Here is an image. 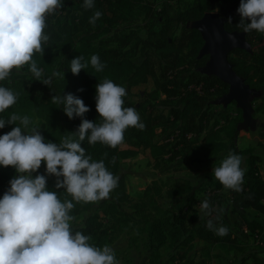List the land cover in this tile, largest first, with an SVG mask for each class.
Listing matches in <instances>:
<instances>
[{"label":"trees","instance_id":"trees-1","mask_svg":"<svg viewBox=\"0 0 264 264\" xmlns=\"http://www.w3.org/2000/svg\"><path fill=\"white\" fill-rule=\"evenodd\" d=\"M145 1L94 0L95 7L86 9L83 6L84 0H63L64 7L47 19L46 34L50 39L43 46L44 54L37 53L34 56L38 67L43 69L41 80L51 77L52 83L47 86L32 76L29 81L33 86L26 93L23 88L26 84H18L19 74L15 69L9 79L0 82V86L18 93L17 103L7 109L5 113L0 114V118L7 120L12 113L27 116L33 113L45 125L46 130L41 133L45 142L56 144L60 143L64 135L75 134L82 120L80 117L69 119L63 111V106L53 104L52 98L36 101L35 93L37 91H45L52 96L74 94L90 108V111L85 114V118L90 122L100 123L101 119L96 111V86L107 78L126 89L127 95L123 98L124 107L137 109L141 122L145 125L144 129L128 128L124 133L123 144L115 149L100 143L90 145L87 139L81 142V147L85 149L86 155L92 156L95 161L103 160L108 170L119 177L118 186L106 200L97 203H76L73 201L75 207L71 215L81 219L80 223L72 226L73 230L91 236L90 243L98 247H103L110 240L111 227L121 229L131 222V214L124 208V203L129 200L130 194L126 189V176L119 171L121 159L134 157L139 154L141 149L145 148H149L154 157L171 151L168 142H153L157 127L165 129L169 124L177 123V128L173 132L175 137L173 155H177L178 149L188 145L186 143L190 139H195L194 142L198 143L197 139L204 134L203 149H208L211 155L222 152L221 161L230 152L240 155L243 158L242 164L244 156H247L248 168L245 171L242 190L237 192V196L247 206L264 214V173L260 166V157L252 148L242 149L236 143L238 125L242 121V110L238 109L236 116L226 119L225 124L210 123L213 118L210 107L214 106L210 96L215 92L224 94L229 89V84L216 75L196 76L194 70L191 76H188L187 82L183 84V92L179 99L181 104L172 105L170 116L167 118L162 114L149 116L148 107L141 103L138 104L132 98V88L148 82L150 76L156 72L155 65L150 58V49L158 51L166 61L171 62L165 68L166 71L170 66L177 68L186 63V58L179 56L177 51L191 48L192 51L199 52L204 40L198 29L187 26L189 22L200 19L206 12L217 11L221 16L227 18L226 29L243 31L238 27L240 16L237 9L240 0H174L180 7L178 12L170 15L168 13L170 6H163L158 10L162 21L154 22V25H159V28H150L145 38H138L136 42L132 43L133 35L115 34L111 39H101L98 44L94 43L95 39L100 37L99 32L86 28L95 11L99 10L102 16L108 10L113 12L118 10L128 15H134L139 11L147 12L143 6ZM66 6L72 7L74 14ZM229 17L232 18L231 23H228ZM179 27L180 32L176 34ZM246 38L252 50L235 48L229 53L228 59L233 63L237 74L242 76L246 83L251 87L261 89L262 74L264 73V34L252 31L246 33ZM118 40L122 46L109 47L107 45L109 42ZM92 55H98L100 61L106 65L103 72L97 73L91 66ZM78 56H83L84 61L89 62V66L77 76L70 71V62ZM137 58L141 60L138 61ZM205 62L206 57L194 59V64L197 67L204 65ZM56 71L64 72L65 79L54 77L53 73ZM159 86L167 96L161 100L164 103L172 95L180 94L178 87L172 84L161 83ZM199 86L200 89H197L196 87ZM81 89L83 91H80ZM258 109L264 112V95ZM14 127L16 125L6 124L3 129L11 131ZM75 138L78 139V137ZM17 175L16 170L11 166L2 169L0 184L10 183V180ZM46 178L48 190L58 192L62 200L71 199L63 189L56 188V180L47 176ZM216 186L219 189L223 187L218 180ZM147 190V195H150V187ZM195 193L194 186L183 181L175 182L167 191V195L171 198L187 194L191 201L190 205L197 207L195 204L199 202ZM150 205L155 210V216L146 213V209ZM137 210L145 219L144 229L147 232L150 247L154 251H158L165 245L173 247L174 251L169 256L170 264H181L187 260L193 243L197 239L206 243L229 244L230 246L237 243V234L228 223L224 225L228 229V234L219 236L207 228V222H196L195 216L188 219L184 213L163 208L152 199L149 203L138 204ZM236 212L241 222L240 225L243 228L246 227L250 232L256 233L257 239H259L264 230V221L257 217L251 218L243 210H236ZM102 214L113 221L110 227L105 225Z\"/></svg>","mask_w":264,"mask_h":264},{"label":"clouds","instance_id":"clouds-1","mask_svg":"<svg viewBox=\"0 0 264 264\" xmlns=\"http://www.w3.org/2000/svg\"><path fill=\"white\" fill-rule=\"evenodd\" d=\"M83 6L93 9L94 0H84ZM63 7V0H0V82L9 79L14 69L20 71L28 66L37 81L47 86L52 83L51 77L41 80L43 69L34 56L44 54L43 46L50 39L46 34L48 17ZM237 12L238 27L244 33L264 34V0H240ZM101 16L99 10L95 11L89 23L95 26ZM232 42L238 43L235 37ZM90 64L97 73L106 67L98 55L91 56ZM88 66L89 62L78 56L71 60L70 71L78 76ZM53 76L65 79L64 72L56 71ZM126 95V89L111 79L105 78L96 86L100 123L85 118L90 108L81 98L71 93L53 96L51 102L62 105L69 119L82 120L78 131L64 135L59 144L45 142L37 128L29 127L32 121L27 115L12 113L7 120L0 118V129L6 124L16 125L0 136V166H11L18 174L0 198V264H119L110 246H95L90 243L91 236L73 230L76 218L71 212L73 201L97 203L109 198L118 186L119 177L108 170L103 160L95 161L86 155L81 142L87 139L90 145L100 143L115 149L123 144L128 128L144 129L137 109L124 107ZM17 98L18 93L0 86V114L14 106ZM242 159L230 152L213 168L215 179L225 189L242 190ZM42 163H46L48 176L57 178L56 188L63 189L71 199L62 200L58 192L48 190L45 175L33 176ZM200 207L203 216L212 217L214 209L208 200L202 201ZM206 226L216 235L228 234L227 227L217 225L213 219H208Z\"/></svg>","mask_w":264,"mask_h":264},{"label":"rangeland","instance_id":"rangeland-1","mask_svg":"<svg viewBox=\"0 0 264 264\" xmlns=\"http://www.w3.org/2000/svg\"><path fill=\"white\" fill-rule=\"evenodd\" d=\"M146 11H139L137 14L128 15L116 10L113 12L108 10L105 15L101 16L96 21L95 26L89 24L86 29L99 32L100 37L96 38L94 43L98 44L99 40L111 39L115 34L123 36L125 34L133 35L132 43L138 38H145L150 28L158 29L154 22L162 21L158 10L163 6H170L169 12L175 14L180 9L178 3L174 0H146L143 4ZM67 7V6H66ZM74 14L72 7H67ZM157 10V11H155ZM180 27L176 30L179 34ZM109 47L122 46L120 40L109 42ZM150 58L152 59L156 72L150 76L148 82L134 86L132 88V98L138 104H143L148 107L149 116L164 115L170 116L172 105H180V97L183 92V84L187 82L188 76L195 70L196 76L204 74L200 71V67L194 64V59L200 58V50L192 51L191 48H185L177 51L179 56L186 58V63L174 68L166 67L171 63L166 61L158 51L150 49ZM206 61L209 55H205ZM140 61V58H137ZM205 64V63H204ZM203 66V65H202ZM195 68V69H194ZM17 71V70H16ZM18 84H26L23 88L25 92H29L32 88V83L29 81L32 74L28 66L17 71ZM262 88L259 95H254L251 101L253 107V117L255 125L247 124L246 127L238 129L236 143L239 148H252L260 157V166L264 173V112L258 109V105L262 102L264 95V73L262 74ZM169 83L178 87L180 94H174L167 99V102L161 100L167 98L166 94L161 90L159 84ZM257 89V88H256ZM229 89L225 92L228 93ZM218 93V94H217ZM224 93V94H225ZM224 94L216 92L210 98L214 106L210 107L213 112L211 124L216 122V125L225 124L226 119L236 116L240 109L235 101L224 105L217 100ZM53 98L50 93L45 91H37L35 100H49ZM32 123L30 128H37L40 133L45 132V125L42 120L31 113L29 115ZM243 120V114H242ZM172 121V120H171ZM169 121V122H171ZM44 123V121H43ZM177 128L176 124H169L165 129L157 127L156 134L153 137V142L163 141L169 143L171 151L154 157L149 148L141 149L139 154L123 158L120 162V173L126 176V189L130 194V198L124 203V208L131 214V222L123 226L121 229L111 227V237L106 245L110 246L114 252L119 264H170L169 256L174 251L172 246H162L158 251H154L148 243L147 232L144 229L145 219L141 217V212L137 210V205L141 203H149L155 200L163 208H169L179 213H184L188 219L191 216L196 217V222H207L208 219H213L217 225L224 226L230 224L231 229L237 234L236 245L229 244H213L206 243L202 240H195L192 250L189 253L187 260L181 264H264V230L259 239L256 233H252L240 225V219L236 210H243L251 218L257 217L264 221V214H261L251 207L247 206L244 201L237 196V191L217 188V180L213 175V168L218 167L221 162L222 152L216 155H211L208 149H203V135L194 142L195 139H190L185 147H181L177 155L174 152V131ZM10 132L9 130L0 129V136ZM172 134V136H171ZM171 136V137H170ZM127 146V145H125ZM242 168L245 171L248 168L247 156H244ZM4 169L0 166V172ZM43 174L57 181L55 176H48L46 172V163H42L41 168L33 176ZM62 179V178H61ZM189 182L194 186L195 196L199 203L190 205L191 201L187 194H182L177 197H169L167 191L175 182ZM150 187L151 193L147 195V189ZM10 188V183L0 184V198ZM195 199V200H196ZM208 200L214 209L212 217L203 216L201 211V202ZM189 206V208H188ZM154 209L151 205L146 209V213L150 216H155ZM103 216L106 226H111L112 220ZM72 226L80 223V217H75Z\"/></svg>","mask_w":264,"mask_h":264},{"label":"water","instance_id":"water-1","mask_svg":"<svg viewBox=\"0 0 264 264\" xmlns=\"http://www.w3.org/2000/svg\"><path fill=\"white\" fill-rule=\"evenodd\" d=\"M226 22V17L221 16L217 11H211L206 12L200 19L189 22L187 26L198 29L202 34L204 44L200 49V58L209 55V59L200 67V71L204 74L216 75L229 84V92L221 96L217 102L224 105L233 101L237 103L243 114V120L238 125L240 129L247 124L255 125L251 101L254 95L260 94L261 90L246 83L245 79L235 71L233 63L229 61L228 56L233 49L243 48L251 51L252 47L247 41L246 33L226 29ZM233 37L238 41L237 44H233Z\"/></svg>","mask_w":264,"mask_h":264},{"label":"built area","instance_id":"built-area-1","mask_svg":"<svg viewBox=\"0 0 264 264\" xmlns=\"http://www.w3.org/2000/svg\"><path fill=\"white\" fill-rule=\"evenodd\" d=\"M196 88H197V89H200V86H199V87H196ZM215 93H216V92H215ZM215 93H214V94H215ZM217 94H218V93H217ZM256 237H257V234H256Z\"/></svg>","mask_w":264,"mask_h":264}]
</instances>
